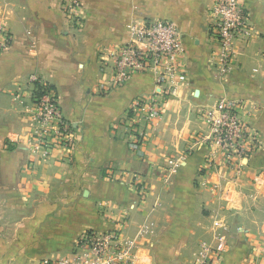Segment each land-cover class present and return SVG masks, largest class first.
Returning a JSON list of instances; mask_svg holds the SVG:
<instances>
[{
  "label": "crops",
  "instance_id": "crops-1",
  "mask_svg": "<svg viewBox=\"0 0 264 264\" xmlns=\"http://www.w3.org/2000/svg\"><path fill=\"white\" fill-rule=\"evenodd\" d=\"M214 1L80 0L77 30L61 0H0L13 38L0 52V264L68 254L85 231L119 228L132 238L143 226L148 235L138 257L148 264H194L204 243L225 249L221 264H264V187L251 184L256 173L264 176V0H244L253 35L237 39L235 67L226 76L219 74L211 29ZM151 19L178 28L181 71L145 141L134 148L126 125L130 110L154 94L156 78L135 73L104 92V60L129 41V24ZM33 73L55 88L77 138L75 147L57 148L46 160L32 151L29 136ZM221 98L241 104L242 117L261 138L236 180L224 168H201L208 152L198 142L207 132L201 109ZM135 180L146 187L145 198ZM213 184L220 192L212 191ZM229 188L234 196L227 202ZM215 221L228 227L222 240Z\"/></svg>",
  "mask_w": 264,
  "mask_h": 264
},
{
  "label": "built area",
  "instance_id": "built-area-1",
  "mask_svg": "<svg viewBox=\"0 0 264 264\" xmlns=\"http://www.w3.org/2000/svg\"><path fill=\"white\" fill-rule=\"evenodd\" d=\"M61 3L64 11L74 18L80 28V0H61ZM211 29L218 43L216 56L219 60V74L226 76L235 67L237 39H251L253 35L244 0H215L211 8ZM128 30L129 41L115 46L104 60L106 68L103 69L101 85L104 92H109L125 84L132 74L151 72L155 76L157 88L154 94L136 100L130 110L132 114L129 120L132 121L129 126L134 134L132 146L135 148L146 137L145 130L139 127L143 126V122L147 126L152 125L161 113V103L167 90L170 94L174 93V82L181 71L183 49L182 36L170 21L142 20L129 24ZM12 39L0 16V52L9 49ZM31 80L37 83L38 92L30 131L33 152L48 158L57 148L72 149L77 143L76 133L72 124L64 119L55 91L35 76ZM165 85L169 87H164ZM241 109V104L225 98L201 109L208 126L207 133L198 140L209 148L203 164L205 171L216 172L224 168L238 179L245 172L250 158L260 148L261 138L242 117ZM182 160L183 157L173 160L172 174L178 172ZM251 184L264 187L263 174L256 173ZM135 185L141 197L145 198L147 190L144 184L138 181ZM212 191L220 192V186L213 184ZM225 194L227 202L234 196L230 188ZM101 206L105 207L104 204ZM215 225L217 238L224 239L228 229L226 223L215 221ZM147 235L148 226L140 228L132 238L123 236L119 228L110 231H85L78 236L70 253L43 258L33 264H148L149 260L138 257L140 241ZM200 250V257L194 264L222 263L224 248H212L204 243ZM260 255L264 256V247L260 250ZM253 264L258 263L255 260Z\"/></svg>",
  "mask_w": 264,
  "mask_h": 264
},
{
  "label": "rangeland",
  "instance_id": "rangeland-1",
  "mask_svg": "<svg viewBox=\"0 0 264 264\" xmlns=\"http://www.w3.org/2000/svg\"><path fill=\"white\" fill-rule=\"evenodd\" d=\"M63 12H64V14L66 15V17L68 18V20L71 22V24L73 25V27L75 28V29H77V30H79V29H81V27L80 28H78L77 27V25H76V23H75V20H74V18H72L71 16H69L68 14H67V12H65L64 11V9H63ZM81 17V16H80ZM1 52H3V51H1ZM32 76H35V77H37L39 80H42V81H44V82H46L47 84H49V86H51L52 88H53V90L55 91V93H56V95H57V97H58V101H59V96H58V93H57V91L55 90V88L49 83V82H47L43 77H41L39 74H37V73H33V74H31V76H30V78H29V81L31 82V84H33V86H34V106H35V103H36V99H37V95H38V92H37V83L35 84L34 82H32V80H31V77ZM59 104H60V102H59ZM34 106H33V112H34ZM60 108H61V106H60ZM62 111V110H61ZM63 114V113H62ZM33 115V114H32ZM129 118V117H128ZM129 120V119H128ZM127 120V121H128ZM205 120V119H204ZM130 121V120H129ZM128 121V122H129ZM130 123H131V121L129 122V124L127 123L126 124V122H125V124L128 126V131H129V133L132 135V137H133V140H134V134H133V132H132V130H131V128H130ZM143 124V126H140L139 128H142V129H144L145 130V132H146V128H147V124L146 123H142ZM207 131H208V126H207ZM207 133V132H206ZM29 136H30V134H29ZM202 136H204V135H202ZM201 136V137H202ZM200 137V138H201ZM145 139H146V137H145ZM145 139L142 141V142H139V145L138 146H140L144 141H145ZM30 141H32L31 140V137H30ZM133 142V141H132ZM132 142H131V146H132ZM32 143V142H31ZM191 148V147H190ZM209 149V148H208ZM188 151H186V152H188V154L192 151V149H187ZM33 151V150H32ZM185 152V155H187V153ZM38 156H39V159L41 158V159H48V158H45V157H42V155H40V154H37ZM50 156H51V154H50ZM205 161V160H204ZM204 162L202 163V166H201V168H202V170H203V168H204ZM235 179H237V177H235V176H233ZM133 186L134 187H136L137 185H135V183H133ZM257 186V188H259L260 186H258V185H256ZM256 186H253L252 185V187H256ZM146 188V187H145ZM146 195H147V191H146ZM141 196V195H140ZM261 257H262V255H260ZM259 263V262H258Z\"/></svg>",
  "mask_w": 264,
  "mask_h": 264
}]
</instances>
